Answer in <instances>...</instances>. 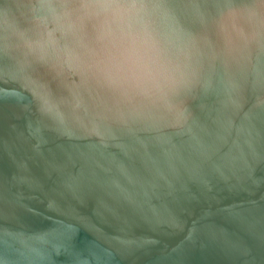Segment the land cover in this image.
Masks as SVG:
<instances>
[{
  "label": "water",
  "instance_id": "1",
  "mask_svg": "<svg viewBox=\"0 0 264 264\" xmlns=\"http://www.w3.org/2000/svg\"><path fill=\"white\" fill-rule=\"evenodd\" d=\"M0 260L264 264V0H0Z\"/></svg>",
  "mask_w": 264,
  "mask_h": 264
},
{
  "label": "clouds",
  "instance_id": "2",
  "mask_svg": "<svg viewBox=\"0 0 264 264\" xmlns=\"http://www.w3.org/2000/svg\"><path fill=\"white\" fill-rule=\"evenodd\" d=\"M159 33L150 20L129 23L122 29L119 55L113 63V70L123 73L128 66L135 67L139 75L148 67L157 50Z\"/></svg>",
  "mask_w": 264,
  "mask_h": 264
},
{
  "label": "snow or ice",
  "instance_id": "3",
  "mask_svg": "<svg viewBox=\"0 0 264 264\" xmlns=\"http://www.w3.org/2000/svg\"><path fill=\"white\" fill-rule=\"evenodd\" d=\"M0 264H3L2 260H0Z\"/></svg>",
  "mask_w": 264,
  "mask_h": 264
}]
</instances>
